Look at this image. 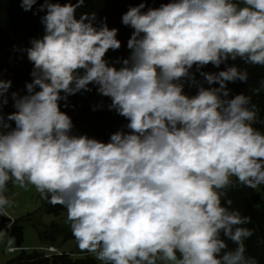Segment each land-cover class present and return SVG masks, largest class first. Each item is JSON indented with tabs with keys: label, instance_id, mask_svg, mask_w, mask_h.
<instances>
[{
	"label": "clouds",
	"instance_id": "1",
	"mask_svg": "<svg viewBox=\"0 0 264 264\" xmlns=\"http://www.w3.org/2000/svg\"><path fill=\"white\" fill-rule=\"evenodd\" d=\"M38 3L44 35L23 50L26 94L0 74V212L9 181L33 185L66 208L78 247L104 264H258L246 256L251 218L225 198L264 184V131L254 127L264 121L252 96L228 87L249 78L229 61L264 66V0H142L121 18L130 54L111 62L119 29L95 12L77 17L85 0H20L24 11ZM90 85L128 121L108 142L73 134L61 110Z\"/></svg>",
	"mask_w": 264,
	"mask_h": 264
},
{
	"label": "trees",
	"instance_id": "2",
	"mask_svg": "<svg viewBox=\"0 0 264 264\" xmlns=\"http://www.w3.org/2000/svg\"><path fill=\"white\" fill-rule=\"evenodd\" d=\"M42 2V0H40ZM63 2V0H62ZM75 2V0H74ZM142 0H85L82 8L77 10V17L82 12H95L97 24L104 21L110 28H118L117 38L122 42V47L117 51L109 50L106 59L110 62L118 57L126 58L130 52L127 49V41L132 34L130 27L124 26L121 22L122 15L132 6L138 5ZM162 2L167 0H147V7H159ZM40 4L34 6L31 11H24L20 6V0H0V74L5 80H11V91L26 94L25 84L30 82V75L33 65L28 60L26 52L23 50L30 47V41L33 38H40L44 35V27L41 23L43 13L34 14ZM235 63L241 70H247L249 78L246 83L237 81L229 83L228 87L232 90V95L244 93L252 96V103L259 109V119L264 121V91L258 95H253L252 90L258 88L261 81L264 80V66L249 65L242 60L229 61ZM119 67L120 65H116ZM224 66L222 65L221 68ZM204 71H218L212 65H208ZM195 71V69H193ZM92 87L90 92H81L69 96L67 101H61V110L66 112L73 121V134L88 135L90 138H96L102 142H108L110 135L121 129L127 131L124 127L128 121L117 114L115 110H109L107 105L111 102L109 98L99 95ZM185 92L189 95L195 94V89L185 87ZM103 102L102 108L96 106ZM65 104L67 105L65 107ZM14 109L11 103L4 109L5 113ZM257 129L264 131V123L254 125ZM235 181V179H234ZM13 182L9 181L7 187ZM227 198L233 201L232 208L238 209L243 216L250 217L251 222L243 225L253 230V235L245 240L246 256L255 257L258 264H264V184L256 188L245 187L237 184L235 187L227 189ZM66 208L62 205H51L48 201L42 199L40 213L53 215L56 218L61 217ZM34 218V220H33ZM0 212V230L8 231L16 241V247H24V226L31 224L37 231L42 243L53 246L58 242L62 244L69 241L76 242L78 252L59 251L46 255L41 250L31 252L21 250L8 264H104L97 261L94 257L74 258L72 254H87L88 251H82L78 247L75 237L72 235L69 222L54 219L49 224H36V216L28 214L17 220L5 221ZM228 250L235 249L236 245L227 240ZM91 254V253H90Z\"/></svg>",
	"mask_w": 264,
	"mask_h": 264
},
{
	"label": "rangeland",
	"instance_id": "3",
	"mask_svg": "<svg viewBox=\"0 0 264 264\" xmlns=\"http://www.w3.org/2000/svg\"><path fill=\"white\" fill-rule=\"evenodd\" d=\"M233 180L236 178H232ZM4 195L11 201V204L7 206L2 213V215L9 220H17L22 217L27 216L28 214H34L36 216L35 223L36 224H49L54 219H58L61 221H67V212H65L61 217L56 218L53 215H48L44 213H40V209L42 207V198L40 193L36 190L35 186L27 185L26 187H20L18 184L12 183L11 186L6 187ZM34 220V218H33ZM70 225V223L68 224ZM24 226V247L19 248L16 247V241L12 245V251L7 250V241L9 238H12L8 231L5 232V236L2 241H0V264H8L13 258H15L21 250H25L28 252L34 250H41L46 255H50L53 253H58L59 251L64 252H78L76 242L69 241L67 243L62 244L58 242L57 244L50 246L48 244L42 243L40 240L36 229L29 223L23 224ZM87 256L94 257L97 261L96 255L94 253L87 254H72L74 258H85ZM100 263H104L99 261Z\"/></svg>",
	"mask_w": 264,
	"mask_h": 264
},
{
	"label": "water",
	"instance_id": "4",
	"mask_svg": "<svg viewBox=\"0 0 264 264\" xmlns=\"http://www.w3.org/2000/svg\"><path fill=\"white\" fill-rule=\"evenodd\" d=\"M5 221H8V219H5Z\"/></svg>",
	"mask_w": 264,
	"mask_h": 264
},
{
	"label": "crops",
	"instance_id": "5",
	"mask_svg": "<svg viewBox=\"0 0 264 264\" xmlns=\"http://www.w3.org/2000/svg\"><path fill=\"white\" fill-rule=\"evenodd\" d=\"M12 248H15V247H12Z\"/></svg>",
	"mask_w": 264,
	"mask_h": 264
}]
</instances>
